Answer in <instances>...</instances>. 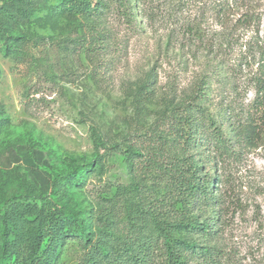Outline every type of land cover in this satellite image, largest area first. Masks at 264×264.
<instances>
[{"label":"rangeland","instance_id":"obj_1","mask_svg":"<svg viewBox=\"0 0 264 264\" xmlns=\"http://www.w3.org/2000/svg\"><path fill=\"white\" fill-rule=\"evenodd\" d=\"M6 226L14 264H264V0H0V264Z\"/></svg>","mask_w":264,"mask_h":264},{"label":"trees","instance_id":"obj_2","mask_svg":"<svg viewBox=\"0 0 264 264\" xmlns=\"http://www.w3.org/2000/svg\"><path fill=\"white\" fill-rule=\"evenodd\" d=\"M185 117H186L185 118L186 121L189 122L191 120L190 114H187ZM5 228L7 230L5 229L1 235V251H2L3 257L9 261L11 260V264H14L17 262L23 263L26 259V257L21 258L23 255L20 254V251H23V250L19 251V248H14L15 246L12 243V241L11 242L9 241V235L11 234V232L7 226ZM58 233L59 231H58L57 224L49 225L43 228V231H41V234H40V242H38L37 244L31 245V248L29 250V257L34 256V254L38 252H44L47 249H49L53 236ZM79 233L80 235L85 236L86 239L89 236V232H87V230L84 228V225L80 226ZM13 236L17 240H20V236L18 232L14 234ZM47 238L48 240H46L45 248H43V250H40L41 242ZM178 257L179 256H177V258ZM83 260L84 261H82L81 264H102L103 261H108L111 264H123V250L120 253L117 252V255L115 257H108L107 253L103 250V248H101L100 246H97V244L96 245L94 244L93 246H91V248L87 250V252L85 253L83 257ZM98 261H101V263H97Z\"/></svg>","mask_w":264,"mask_h":264}]
</instances>
